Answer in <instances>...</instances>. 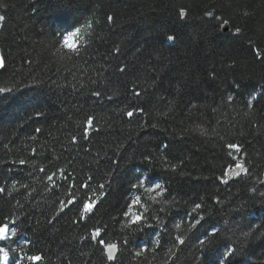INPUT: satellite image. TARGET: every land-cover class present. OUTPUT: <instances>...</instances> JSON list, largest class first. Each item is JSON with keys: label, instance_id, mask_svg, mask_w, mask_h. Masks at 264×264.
Wrapping results in <instances>:
<instances>
[{"label": "trees", "instance_id": "1", "mask_svg": "<svg viewBox=\"0 0 264 264\" xmlns=\"http://www.w3.org/2000/svg\"><path fill=\"white\" fill-rule=\"evenodd\" d=\"M0 15L10 261L214 264L239 245L229 264H264V61L249 49L264 51V0H0ZM249 225L260 232L244 237Z\"/></svg>", "mask_w": 264, "mask_h": 264}, {"label": "snow or ice", "instance_id": "2", "mask_svg": "<svg viewBox=\"0 0 264 264\" xmlns=\"http://www.w3.org/2000/svg\"><path fill=\"white\" fill-rule=\"evenodd\" d=\"M206 15L209 17H213L214 14L212 12H207ZM245 15H247V13H245ZM179 16L182 19L185 18L186 13H185L184 9L180 10ZM214 18L216 20L222 19L219 16H216ZM4 19H5V17L0 15V21H3ZM112 19H113V17H111V16L108 17L109 21H111ZM228 24H229V21L225 19L220 24V27L223 28ZM77 31H79V29H77ZM241 32H242L241 27L237 26L235 28L233 36L238 37L241 34ZM65 39H67V37H65ZM167 39L169 41H173L175 39V37L172 35H169L167 37ZM249 49H250V51L255 53V57L257 60L264 61V51H262L258 46H256L255 42H253L251 39H249ZM0 64H2V61H0ZM123 71H124V69H121V72H123ZM236 87L237 88L240 87L238 82L236 84ZM0 91H4V90L0 89ZM93 94L97 95V96L100 95L99 92H94ZM135 95L137 97H139L140 93L136 92ZM248 95H249L250 99L246 102V107L251 108V107H253V101L256 100L257 97L253 95V92H249ZM227 100L229 102H232L234 100V98H233V96L229 95L227 97ZM127 115L129 117H132L134 115V113L129 111V112H127ZM92 124H93V120L91 117H89L87 120V127H85V129H84V137L85 138H88L89 129L92 126ZM37 131H39V130H37ZM229 147L230 148H236L237 150H239L238 146L234 145V144L229 145ZM20 163L23 164L24 161H21ZM236 167L242 168V165L237 164ZM226 174L227 173H225V175ZM49 179H51V177H49ZM137 180H139L141 185L146 183L144 178L143 179L138 178ZM82 187L87 188L88 185L84 184V185H82ZM101 187H103V186H101ZM133 187H135V185H133ZM156 187L159 188L160 185L156 184ZM3 191H4V189L0 188V192H3ZM67 203L69 206H74L77 203V201L76 200H69ZM196 207L199 208L200 205L197 204ZM92 208H93V205H91L89 203L84 204L85 212L90 213ZM125 215H127V213H125ZM81 219H84V217H81ZM142 222H143V217L141 215H136L134 220L132 221L133 225H135L137 223H142ZM201 224H202L201 221H197L196 225H194L193 227L200 226ZM261 227H264V226H261ZM257 232H260V228H253L251 225H249V231L243 232L242 234L244 237H249L250 235L254 237ZM15 235H16V233L14 230H12L10 232V226L9 225L5 224L4 226H0V243H2L4 241H11L12 243H16V240L13 239V237ZM202 236L204 237L203 239H201L200 236L196 237L198 243L203 247L204 250H213L214 249V243L219 238V233L213 227V229L211 231L209 229H205V232ZM91 239L95 240L99 246H106L108 249H115L117 247V245H115V244H106V241L103 239V235L99 229H96L93 231ZM125 243L127 244L128 242L125 241ZM180 243H183V241H180ZM239 250H240L239 245L235 249L232 247H228L226 245L224 250L220 253L219 257L216 258L214 264H229L230 258L232 256H234L236 254V252ZM9 252H14V250L9 247L8 250L6 251L4 247H0V264H19L18 259L15 258L14 256L12 257V260L10 261ZM138 254L139 253H137V255ZM30 259H32L33 261H37V260L41 259V257L33 256ZM108 259L112 260L113 257L110 255L108 257Z\"/></svg>", "mask_w": 264, "mask_h": 264}, {"label": "rangeland", "instance_id": "3", "mask_svg": "<svg viewBox=\"0 0 264 264\" xmlns=\"http://www.w3.org/2000/svg\"><path fill=\"white\" fill-rule=\"evenodd\" d=\"M65 43H66V45H67L68 47L73 48V46H74V44H75V42H74V35H69V36H67V39L65 40ZM0 65H1V64H0ZM130 216H131V219H132V221H133L134 218H135V216H136L135 212H134V211H131Z\"/></svg>", "mask_w": 264, "mask_h": 264}, {"label": "water", "instance_id": "4", "mask_svg": "<svg viewBox=\"0 0 264 264\" xmlns=\"http://www.w3.org/2000/svg\"><path fill=\"white\" fill-rule=\"evenodd\" d=\"M224 30H226V27H224ZM116 248L115 249H108L107 247H105V252H106V255H107V259L108 257L111 255L113 257L112 260H109V261H113L115 259V256H116Z\"/></svg>", "mask_w": 264, "mask_h": 264}]
</instances>
